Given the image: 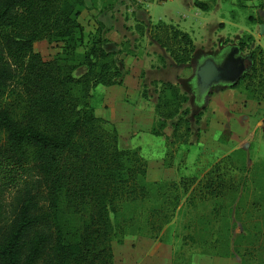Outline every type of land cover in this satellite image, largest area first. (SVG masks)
Wrapping results in <instances>:
<instances>
[{"label": "trees", "instance_id": "1", "mask_svg": "<svg viewBox=\"0 0 264 264\" xmlns=\"http://www.w3.org/2000/svg\"><path fill=\"white\" fill-rule=\"evenodd\" d=\"M192 3L207 8L198 0ZM81 4L82 0H0V132L4 133L0 184L11 173L30 170L28 166L38 175L36 186L23 181L7 211L0 199V264H113L110 241L115 230L122 229L118 222L122 209L141 206L152 197L160 199L146 217L152 218L146 219L148 227L158 230L178 205V187L187 192L185 200L193 206L195 196L228 199L226 206L214 208L218 234L227 244L232 238L241 264L264 263V184L255 173L235 180L220 173L216 163L190 190L194 181L189 177L146 182V163L138 149L117 146L115 128L95 114L90 98L96 85L121 83L123 65L116 58L120 51L109 49L108 39L98 29L83 51L75 50L83 32L76 18ZM171 39L181 44L175 51L168 49L171 58L186 63L187 34L172 30ZM42 40L60 42L61 50L43 59L34 50V43ZM160 40L164 46L165 39ZM249 54L254 57L253 51ZM253 72L254 63L231 87L250 80ZM159 85L162 93L153 105L150 133L162 135L166 121L176 116L170 136L186 142L190 132L188 109L182 107L186 96L168 81ZM139 95L148 98L144 87ZM195 105L198 121L204 106L196 98ZM236 168L246 173L257 170L243 164ZM186 238L181 236L183 243Z\"/></svg>", "mask_w": 264, "mask_h": 264}, {"label": "rangeland", "instance_id": "2", "mask_svg": "<svg viewBox=\"0 0 264 264\" xmlns=\"http://www.w3.org/2000/svg\"><path fill=\"white\" fill-rule=\"evenodd\" d=\"M198 1L207 8H197L193 0H148L140 3L135 0H82V4L77 7L76 18L83 32L75 50L83 51L98 29L108 39L107 47L120 51L116 58L123 65L121 83L96 85L91 91L90 104L97 116L115 128L119 148L138 149L146 163V182H178L181 177H189L194 181L190 190L205 172L218 163L219 172L225 176L238 180L245 175L250 178L255 173L264 184V141L258 146L257 139L251 140L249 147L236 148L237 140L225 139L227 133H224L221 139L223 145L216 151L208 147L203 157H193V154L185 157L184 147L197 142L200 132L208 126L205 113L212 95L228 89L218 86L210 89L200 99L204 109L198 121H195L199 108L195 105L192 75L195 65L202 58L213 52V56L218 58L221 49L242 41L245 48L241 53H247L248 50L254 52L252 78L244 79L232 91L222 92L224 94L219 96L228 103H237L240 93L246 99L264 103V33H257L259 21L256 20L257 11L263 9L264 0ZM172 30L186 33L190 40V45L186 46L190 48L186 63L174 62L169 54L168 49L175 51L181 45L177 38L171 39ZM158 39H165V45L162 46L159 42L163 41ZM61 46L60 42L42 40L34 43V50L43 59H49L59 53ZM161 81L174 84L186 96L182 104V107L188 109L185 117L190 132L186 142L182 141L181 136H170L176 116L166 121L162 135L150 133L155 117L153 105L162 93L159 85ZM142 87L148 94L147 99L139 95ZM164 94L167 95V92ZM181 133L182 125L177 130L178 135ZM207 140L204 139L205 143L210 144ZM3 144L4 133L0 132V147ZM240 164L246 168L253 165L257 170L247 173L238 171L236 167ZM28 169L22 173H11L6 177L5 184H0L1 205L6 211L14 195L22 189L23 181L38 185L37 172L30 166ZM247 184L252 186L250 181ZM175 192L179 195L178 205L169 220L158 230L148 227L146 222L152 218L146 217L150 207L158 205L160 199L152 197L144 200L141 206L132 205L122 209V215L118 217L122 229H116L110 241L112 263L241 264L233 252L232 238L227 244L224 236L218 234L216 229L219 224L214 208L218 205L226 206L229 200H200L195 196L193 206L185 200L187 192L183 194L180 187ZM130 214L133 215L132 220H128ZM156 221H160V218ZM181 236L187 237L184 243ZM213 239L217 242H212Z\"/></svg>", "mask_w": 264, "mask_h": 264}, {"label": "crops", "instance_id": "3", "mask_svg": "<svg viewBox=\"0 0 264 264\" xmlns=\"http://www.w3.org/2000/svg\"><path fill=\"white\" fill-rule=\"evenodd\" d=\"M226 91L232 89H225L221 93L217 92L218 95H212L205 113L208 126L200 132L197 142L184 147L185 157H189L190 154H193V157H203L208 147L216 151L223 145L221 139L224 133L228 136L225 139L237 140L236 148L249 147L251 140L257 139L258 146L264 141V103L246 99L245 95L240 93L237 103H228L219 96ZM204 139L210 144H206Z\"/></svg>", "mask_w": 264, "mask_h": 264}, {"label": "water", "instance_id": "4", "mask_svg": "<svg viewBox=\"0 0 264 264\" xmlns=\"http://www.w3.org/2000/svg\"><path fill=\"white\" fill-rule=\"evenodd\" d=\"M263 13L264 4L263 9L258 11L259 15H262ZM263 31L264 24L259 23L258 33L262 34ZM229 66L231 67V71H228ZM248 67L243 66L242 59L240 57H236L233 60L224 58L220 64H214L213 62H211L198 65L193 70L196 87L198 88V91L201 94L206 90L208 86L217 83L219 80H223L233 84L239 79L242 71L246 70Z\"/></svg>", "mask_w": 264, "mask_h": 264}, {"label": "flooded vegetation", "instance_id": "5", "mask_svg": "<svg viewBox=\"0 0 264 264\" xmlns=\"http://www.w3.org/2000/svg\"><path fill=\"white\" fill-rule=\"evenodd\" d=\"M258 11H260V10H258ZM258 11H257V15L258 16H257L256 20L259 21V23H263L264 24V13L262 15H259ZM259 23H257V33H258V24ZM263 33H264V31H263ZM240 43H243V42L242 41H238L237 44H230V45L224 47L223 49H221V51H219V53H218L219 54L218 58H215L213 56L215 54V52H213L211 54H208V56L202 58L195 65V67L198 66V65L204 64V63H211V62H213L214 64H220L223 61L224 58H228L229 60L230 59L233 60L236 57H240L242 59V64H243L244 67H246V66L248 67V65L250 64L249 67L246 70L242 71L241 76L239 77V79L235 83L231 84V83H228L226 81L219 80L217 83H214V84H211L210 86H208L206 88V90L203 93H201V94L199 93L198 88L196 87L194 75H192V79H193V93H194L196 99L200 100L201 98H204L208 94L209 90L212 89L213 87H216V86L225 87V88L227 87L228 89H233V87H231V86L236 84L243 77V75L245 73L250 71L252 63L254 61L253 60L254 57L251 58V56L249 54L251 50H248L247 53H241V50L243 48H245V46H244V43H243V45L241 47ZM195 67H194V69H195ZM230 68L231 67L229 66L228 67V71H231Z\"/></svg>", "mask_w": 264, "mask_h": 264}, {"label": "built area", "instance_id": "6", "mask_svg": "<svg viewBox=\"0 0 264 264\" xmlns=\"http://www.w3.org/2000/svg\"><path fill=\"white\" fill-rule=\"evenodd\" d=\"M136 2L140 3V2H144V1H148V0H135ZM159 1V0H156Z\"/></svg>", "mask_w": 264, "mask_h": 264}]
</instances>
